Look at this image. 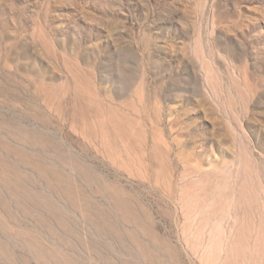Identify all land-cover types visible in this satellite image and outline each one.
I'll return each mask as SVG.
<instances>
[{
    "label": "rangeland",
    "instance_id": "1",
    "mask_svg": "<svg viewBox=\"0 0 264 264\" xmlns=\"http://www.w3.org/2000/svg\"><path fill=\"white\" fill-rule=\"evenodd\" d=\"M0 264H264V0H0Z\"/></svg>",
    "mask_w": 264,
    "mask_h": 264
},
{
    "label": "bare ground",
    "instance_id": "2",
    "mask_svg": "<svg viewBox=\"0 0 264 264\" xmlns=\"http://www.w3.org/2000/svg\"><path fill=\"white\" fill-rule=\"evenodd\" d=\"M165 141V140H164ZM166 146V145H165Z\"/></svg>",
    "mask_w": 264,
    "mask_h": 264
}]
</instances>
